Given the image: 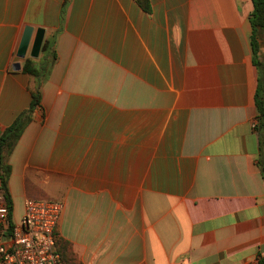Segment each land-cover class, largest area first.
I'll return each instance as SVG.
<instances>
[{
	"label": "crops",
	"instance_id": "0c3cea01",
	"mask_svg": "<svg viewBox=\"0 0 264 264\" xmlns=\"http://www.w3.org/2000/svg\"><path fill=\"white\" fill-rule=\"evenodd\" d=\"M62 2L0 0V133L30 104L35 30L60 29L41 109L9 156L12 220L26 198L62 202L57 229L82 264H258L252 1L150 0L146 13L68 0L61 20Z\"/></svg>",
	"mask_w": 264,
	"mask_h": 264
},
{
	"label": "trees",
	"instance_id": "16d2710c",
	"mask_svg": "<svg viewBox=\"0 0 264 264\" xmlns=\"http://www.w3.org/2000/svg\"><path fill=\"white\" fill-rule=\"evenodd\" d=\"M146 12L151 13L150 0H135ZM253 8L248 15L250 24V44L252 50V61L257 68V85L255 89V105L258 111V123L254 129L259 132L260 152L262 149V135L260 126L264 125V54H260L262 42H264V0H251ZM68 0H63L60 9V18H64ZM60 29L43 38L39 55L36 58L27 57L21 67V71L34 78V86L31 90V101L29 106L21 111L1 133H0V194L5 204L12 211V199L9 191V178L11 175V164L9 156L24 128L32 120L34 111L41 109L42 85L48 78L51 68L57 59L55 48L56 37ZM12 220V215L10 214ZM55 247L60 254L64 264H82L74 253L72 243L64 238L58 229L54 232ZM258 264H264V257Z\"/></svg>",
	"mask_w": 264,
	"mask_h": 264
},
{
	"label": "built area",
	"instance_id": "2783aa9c",
	"mask_svg": "<svg viewBox=\"0 0 264 264\" xmlns=\"http://www.w3.org/2000/svg\"><path fill=\"white\" fill-rule=\"evenodd\" d=\"M62 212L60 201L26 198L15 222L0 194V264H64L54 240Z\"/></svg>",
	"mask_w": 264,
	"mask_h": 264
},
{
	"label": "water",
	"instance_id": "95a60500",
	"mask_svg": "<svg viewBox=\"0 0 264 264\" xmlns=\"http://www.w3.org/2000/svg\"><path fill=\"white\" fill-rule=\"evenodd\" d=\"M33 31L34 29L32 26H26L23 31V34H22V37L19 43V47L17 50V56H19L20 58H23L26 54L27 48L31 41V36H32ZM44 33H45V29L42 27H38L35 30V34L33 37V41H32L31 48H30V53H29V55L33 58H36L39 55L41 44L44 38ZM13 67L16 70L19 69L20 68L19 62H15L13 64Z\"/></svg>",
	"mask_w": 264,
	"mask_h": 264
},
{
	"label": "rangeland",
	"instance_id": "374dc122",
	"mask_svg": "<svg viewBox=\"0 0 264 264\" xmlns=\"http://www.w3.org/2000/svg\"><path fill=\"white\" fill-rule=\"evenodd\" d=\"M136 2V1H135ZM137 3V2H136ZM138 4V3H137ZM139 5V4H138Z\"/></svg>",
	"mask_w": 264,
	"mask_h": 264
}]
</instances>
